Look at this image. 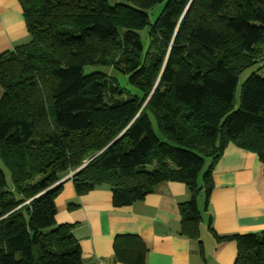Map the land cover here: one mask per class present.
<instances>
[{"label": "trees", "instance_id": "16d2710c", "mask_svg": "<svg viewBox=\"0 0 264 264\" xmlns=\"http://www.w3.org/2000/svg\"><path fill=\"white\" fill-rule=\"evenodd\" d=\"M18 1L28 38L0 53V264H92L74 224L55 220L66 179L77 195L107 186L114 206L183 182L179 232L198 239L197 195L206 210L228 142L264 174V77L251 73L234 107L238 74L262 60L264 0H163L152 23L146 10L162 0ZM91 64L135 93L114 74L84 73ZM211 232L235 241L233 264H264V230Z\"/></svg>", "mask_w": 264, "mask_h": 264}, {"label": "crops", "instance_id": "0c3cea01", "mask_svg": "<svg viewBox=\"0 0 264 264\" xmlns=\"http://www.w3.org/2000/svg\"><path fill=\"white\" fill-rule=\"evenodd\" d=\"M28 32L18 0H0V53L25 42ZM213 187L198 239L180 234L179 204L190 198L183 182L163 181L129 205L114 206L107 186L77 195L66 179L54 202L57 223H73L82 257L92 264H134L138 252L143 264H233L235 241H218V235L264 230V174L257 155L228 142L212 171ZM69 203L72 206L69 207ZM204 211V213H202ZM211 229H210V228ZM117 236L127 250L115 252ZM140 240L145 251L142 252Z\"/></svg>", "mask_w": 264, "mask_h": 264}, {"label": "rangeland", "instance_id": "374dc122", "mask_svg": "<svg viewBox=\"0 0 264 264\" xmlns=\"http://www.w3.org/2000/svg\"><path fill=\"white\" fill-rule=\"evenodd\" d=\"M120 0H108L109 4H114L115 2H118ZM163 6V0L160 2H157L155 5H153L151 8H148L147 11V15H148V20L150 23L154 22L155 19L158 17L160 10ZM140 38L141 41L143 43L144 48L147 45V35H145L144 32H140ZM262 50V60L261 62H259L257 65L255 66H251L248 68H245L244 70H242L239 74H238V79H237V85H236V89H235V95H234V107L237 108V105L239 103V96H240V87L242 85V83L244 82V80L251 74V73H255L259 76L264 77V46L261 47ZM261 65L262 67L257 68V66ZM93 71H106L109 74H114V76L117 78L119 84L121 87H123L124 89H126L128 92H132L135 93V88L132 87L130 85V83H128L127 77L123 74H121L120 72H117L112 69V68H106V66H102V65H96V64H91V65H86L83 67V72L84 73H89V72H93ZM152 119V124L153 127L156 130V126L154 123L153 118ZM208 163V161L205 163V165ZM205 169V168H204ZM203 169V170H204ZM202 170V171H203ZM202 171L200 172V175L198 177V182H200L201 180V176H202ZM199 199V206H201L200 208H202L203 204H204V195L203 192H201L198 195ZM202 213H204V211H202ZM204 216V214H202ZM201 215V217H202ZM202 219V218H201Z\"/></svg>", "mask_w": 264, "mask_h": 264}]
</instances>
